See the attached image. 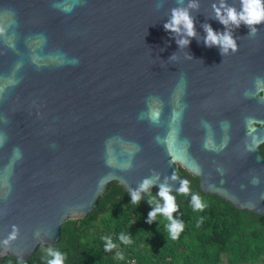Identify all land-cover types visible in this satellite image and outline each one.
Wrapping results in <instances>:
<instances>
[{
	"label": "water",
	"instance_id": "95a60500",
	"mask_svg": "<svg viewBox=\"0 0 264 264\" xmlns=\"http://www.w3.org/2000/svg\"><path fill=\"white\" fill-rule=\"evenodd\" d=\"M189 3L0 0V237L15 236L0 257L58 243L63 223L95 210L114 181L128 193L146 178L177 191L178 167L203 192L264 215V157L249 151L264 142V95L258 119L244 109L264 22L249 34L219 21L221 0ZM223 4L239 11L241 0ZM178 8L193 36L165 29ZM207 26L236 51L206 45Z\"/></svg>",
	"mask_w": 264,
	"mask_h": 264
},
{
	"label": "trees",
	"instance_id": "16d2710c",
	"mask_svg": "<svg viewBox=\"0 0 264 264\" xmlns=\"http://www.w3.org/2000/svg\"><path fill=\"white\" fill-rule=\"evenodd\" d=\"M178 171L189 181V192L170 191L178 206L172 216L184 224L177 239L168 236L161 214L148 220L155 206L148 196L157 197L159 188L141 193L138 204H133L129 193L114 181L95 210L63 223L61 240L51 244L66 254L62 264H264V215L203 192L198 177L181 167ZM192 194L201 196L206 204L203 210H192ZM157 199L163 205L162 198ZM121 232L130 237V244L119 240ZM104 236L112 238L114 248H105L109 241L102 239ZM43 255L40 246L22 260L25 264H46ZM20 259L7 255L0 257V264H18Z\"/></svg>",
	"mask_w": 264,
	"mask_h": 264
},
{
	"label": "clouds",
	"instance_id": "9594fccd",
	"mask_svg": "<svg viewBox=\"0 0 264 264\" xmlns=\"http://www.w3.org/2000/svg\"><path fill=\"white\" fill-rule=\"evenodd\" d=\"M193 3H190L188 7H194ZM214 10L216 12V16L219 21L227 25L229 22L233 23L236 26H239L240 23H244L249 28V34H255L257 29L255 25L264 22V0H241V7L239 11H236L234 7H225L223 4V0H221V4L219 7L214 5ZM223 12V14H222ZM177 25H183V29L186 33V36H193L194 33V25L193 20L191 19L187 9H173L172 16L170 22H165V29H171L173 31H180ZM209 42L211 44H219L221 46V52L226 53L229 49L232 51H236L237 45L235 43V39L227 32L219 33L214 31L211 26L206 27V36H205V44L208 45ZM188 40L182 38L178 41V44L184 45L187 44ZM264 92V89H261ZM156 112L152 113L153 119H155ZM262 141H255L254 147H250L249 151H252L261 143ZM172 179H176V176L173 175ZM151 179H144L142 183L139 185L137 189L131 190L129 192L130 201L133 204H138L141 199L142 192H148L149 186L151 185ZM189 181L187 179H181L180 187L177 189V194H183L189 192ZM157 197L162 198L163 205L160 204L159 199ZM157 197L151 196L149 194L148 201L150 204H154V208L148 213V220L151 221L157 218V213L161 214V218L163 221H166L165 228L167 230L168 236L175 240L179 236L181 230L184 228V224L182 222H178L173 218L172 213L176 211L177 204L175 203V198L172 194H170V189L166 185H161L159 187ZM191 207L193 211H200L206 207L205 202L202 200L201 196L198 194H192L191 196ZM15 239L14 235L0 237V245H3V250H7L10 244V241ZM104 240H108L109 242L105 245L106 249H112L115 247V243L112 238L109 236L102 237ZM119 240L124 244H130L131 239L128 235H124L123 232L119 234ZM41 249L45 255L41 257L42 260L46 262V264H62L63 261L66 260V254L60 252L59 250H54V247L49 243L47 247H44V243L40 244ZM119 255V253H117ZM47 257H51L48 259ZM18 264H25V262L20 259Z\"/></svg>",
	"mask_w": 264,
	"mask_h": 264
},
{
	"label": "flooded vegetation",
	"instance_id": "af4514ba",
	"mask_svg": "<svg viewBox=\"0 0 264 264\" xmlns=\"http://www.w3.org/2000/svg\"><path fill=\"white\" fill-rule=\"evenodd\" d=\"M253 81L251 83V96L250 98L247 97V93L244 97V109L245 113L248 109V102H250L251 107L254 108V110L251 113V116H253L255 119H258V115L256 113V108L259 105L258 98L260 96L264 95V92L261 91V89H264V47L260 48L258 51V56L256 58V65H255V71L254 73H251ZM247 81L245 80V91L247 86ZM259 149L262 153V156L264 157V142L259 144Z\"/></svg>",
	"mask_w": 264,
	"mask_h": 264
}]
</instances>
